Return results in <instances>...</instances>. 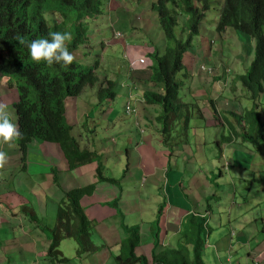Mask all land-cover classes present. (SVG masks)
Masks as SVG:
<instances>
[{
  "label": "trees",
  "instance_id": "obj_1",
  "mask_svg": "<svg viewBox=\"0 0 264 264\" xmlns=\"http://www.w3.org/2000/svg\"><path fill=\"white\" fill-rule=\"evenodd\" d=\"M101 4L102 0H0V76L9 77L10 85L16 88L17 95L13 108L22 133L21 138L13 140V143L7 146L16 145L22 155L27 151L29 144L43 141L61 147L70 170L93 161H101L97 153L82 151L78 140L73 137L74 124L69 122L66 116V101L70 97H78L87 85L92 88L99 85L98 102L95 107V110H98L105 99L115 98L116 93L111 95L109 92L112 89L118 91V83L113 82L110 75H106L105 81L100 80L97 71L99 60H96L95 65L84 69L83 61L76 60L70 66L55 63L49 66L44 61L39 63L33 61L27 47L33 40L50 39L51 32L67 31L73 36L68 44L69 50L77 52L89 39L88 19L102 14ZM209 4L210 0H155L151 5L167 39L173 41L175 45L174 48L168 46L164 55L161 54L160 48L150 45L152 48L148 54L150 65L146 68L148 76H144L146 88L142 89L147 104L159 105L162 108L159 122L162 123V135L166 140L179 123L182 124L185 134L189 132L190 114L193 109H196L198 118L205 123L209 120L194 100L189 99L188 102L180 98V91L185 82L189 89L191 80L204 78L209 79L212 87L219 88L217 82L221 80V73L227 67L222 62L215 63L205 57L211 56L210 41L206 50L200 48L195 53L191 69L183 64V56L191 45L192 36L199 34ZM182 13L187 16L188 38L185 41L177 38L175 30ZM85 24L88 25L87 28L84 27ZM228 27L239 35L244 45H248L251 40L255 41L254 56L247 75L238 77L249 92L250 99L257 102V99L264 95V0H223L216 28L218 32L224 33L226 38L229 34L226 32ZM21 39L25 41L24 44L20 42ZM244 51L250 53L248 47L244 48ZM201 66H209L211 70L202 71ZM183 71L187 81L178 78ZM226 93L225 91H221L219 95H216L215 91L209 93L207 107L210 110V118L212 115L220 114L216 103L220 98L227 99ZM229 115L234 117L236 123L228 124L230 138H224L223 142L230 143L234 139H242L244 145L252 144L264 149L262 145L264 119L260 118L256 107L248 110L245 116L234 112H230ZM255 115H258V118L244 119ZM239 125L243 133L236 130L239 129ZM97 178L101 182L116 186L120 183L114 178H107L102 165L97 169ZM55 182L59 184V179L55 178ZM95 190L96 185L93 184L77 186L63 192L58 205L57 224L51 229L52 238L49 236L51 244L48 257L53 263L70 261L64 258L59 250L65 237L75 239L77 242L78 257L99 251L100 247H97L91 238L94 223L86 215L81 203L84 197L92 196ZM118 203L119 200H114L108 205L122 216ZM206 207V212H209L211 205ZM162 208L163 206L155 225L151 228L152 264H205L202 261L203 247L212 231L209 218L205 215L188 214L181 222L177 248L162 249L159 228ZM21 212L31 222H38V215L32 208L28 210L27 206L22 207ZM248 213L246 210L244 215ZM125 232L127 237L121 242L120 255L114 257L117 264H148L144 256L135 254L140 244L139 228L126 226Z\"/></svg>",
  "mask_w": 264,
  "mask_h": 264
},
{
  "label": "rangeland",
  "instance_id": "obj_2",
  "mask_svg": "<svg viewBox=\"0 0 264 264\" xmlns=\"http://www.w3.org/2000/svg\"><path fill=\"white\" fill-rule=\"evenodd\" d=\"M151 2L152 0H102L101 8L103 12L99 15V19L95 20L92 18L88 21L90 31L86 45L81 46L77 52H74L76 55V61H83V69L87 66L95 65L96 60H99L100 63L97 71L99 74L98 77L101 81L106 80V75H110L111 79H125L128 71L124 68V63L125 61L127 62V57H131L130 55H137L134 54L131 49L126 47L127 45L132 47H134V45L139 46L137 50L142 53L141 56L143 57L141 58L145 59L146 65L150 63L146 61V59H150L148 56V53L152 50L150 45L160 48L162 55H164L168 46H173L174 48V42L166 39L161 25H158L157 22L151 18ZM222 5L223 0H210V7L206 12L205 18L200 27V32L198 35L194 37L192 36L191 48L195 49L199 46V49L202 48L203 50H206L209 46V41L213 40L209 52L211 56L205 57L212 62H222L227 66L230 70L229 85L226 87L222 82H219V88H215L211 86L208 82L209 80L205 83L203 82L205 80H202V82H196L193 79L189 84L190 95L188 94V84L186 82L180 91V98L183 101L189 102V99L192 97V101L194 100L198 107L205 106L206 109L204 113L209 120L205 123L202 119L198 118L196 109H193L190 114L189 132L185 134L182 129V124L179 123L167 140L162 135V123H160V130L158 132L156 127H151L153 131L162 138V141L164 139L163 145H156L159 152H164L163 147L168 146V152L170 154H175V156L172 157V164L174 165L176 159L179 161V170L182 175L181 181L183 182L184 189H181L179 183L174 185L178 186L183 195L184 202L191 206L190 210H192L193 204L190 203L191 194H188L189 191L206 198L207 201L205 200V202L202 203L203 207L211 205V207H209V212H206L208 214L206 217L209 218V226H211L212 231L207 237L206 245L203 247L202 261L205 264H212L213 260L217 257H219L224 264L230 261L231 256L228 252H223L222 245V241H225L228 231H225L220 224L228 220L236 227L238 222L244 221V215L240 213L243 210L249 211L250 216L248 221L245 220V222L248 223L246 232H240L239 236H248L249 239L254 238L255 241L257 238L261 239L264 237V149L257 145H244L242 139H234L231 144H225V142H223L224 138H230L228 124L235 125L236 123L234 117L227 114V112H234L245 116L248 110L256 107L260 118L264 119V95H261L257 99V102L251 100L249 92L244 88L242 84L243 82L241 83L238 77L244 72L245 75H247L246 71L249 69L254 56L255 41L251 40L248 45H244V42L232 28L228 27L226 32L229 34L226 38L224 33H220L216 30L215 24L218 12ZM179 21L180 25L176 27V36L185 41L188 38V31H184V28H186L185 22H187V16L185 14L180 15ZM87 26L88 25L85 24L84 27L87 28ZM117 31L122 33L123 37L121 38L123 39L121 40L123 41L124 49L122 48V42H118L120 37L118 38L115 36ZM247 47L250 50L249 54L247 51H244V48ZM217 49L220 50V52H218ZM145 50L148 53L144 52ZM190 53L191 51L188 50L184 54V59L187 60L188 58L185 66L189 69L192 67L191 58L188 56ZM138 66L139 64L136 65V67ZM184 74L185 71L180 73L178 78L185 80ZM1 81L2 78L0 76V82ZM88 88L89 85H87L84 90H87ZM144 88H146L145 85H143V89ZM0 89L6 91L4 87H1ZM222 90L227 92V99L223 100V98H220L217 101L216 105L220 114L212 115L210 118V110L207 107L209 106V93L215 91L216 95H219ZM13 91L14 94L17 95L16 90L14 89ZM7 95L8 94H5L1 97H6ZM214 95L215 94H212V96ZM72 100L79 103V109L76 112L79 121L77 119V122L75 123L76 130L73 133V136L77 138L80 132H83V117H81V115L90 111L95 100L92 92L84 93L80 98H73ZM124 101L125 90L122 89L113 103V106L118 109L120 116L123 114ZM9 111H12L13 115L16 114L13 107H10ZM108 112L109 111H106L104 114L106 115ZM70 113H75L74 108H70ZM161 115L162 110L157 111V114L153 116L155 117L153 118V122H159ZM247 118H258V115L247 116L244 119ZM129 122L130 118L121 117L120 123L122 127L119 131H111L107 134L100 132L99 136L96 137L102 139L105 136H116L118 140L116 145H131L135 141H138L139 132L136 129H131L130 125L128 128ZM236 130L240 133L244 132L243 129L240 128V125L239 129ZM84 132L85 133H82V135H84L82 137V145H94L91 141L93 135L88 134V130ZM29 146L30 145H28L25 154L22 155L24 159ZM82 148L84 149V146ZM120 148L121 147H119V149L116 148L111 150L110 164L105 173L107 178L112 177L121 181L122 189L127 191L126 196L131 195L136 197V195H139L140 193L138 199H142L144 208L142 219H137V215L134 216V218L127 220L126 223L129 226L137 225L138 227H140L141 224H145L142 232L144 233V241L143 244L141 243V247H145L147 245L145 233H148V226L151 224L150 221H157L158 215L148 216L145 211L147 206L144 201L148 203L151 210H155L157 203L165 205L168 204V200L162 196V193L161 196H155L158 192L157 189L149 190L147 192L145 190L147 186L139 187L140 180L139 185L137 184L135 186L132 179H122V175L127 169L125 168L122 170V173L114 169L120 160L119 158L116 159L114 154L119 152ZM183 149L186 150L184 155L181 153V150L183 151ZM132 158H136V155H132ZM169 159L171 161V157H169ZM103 160L106 161L105 159ZM27 166H31L30 172H27V170L25 173L20 172L16 178L17 183L20 181V178L25 176V174L31 175L34 180H38L39 182L36 183V187H32L30 184L27 185L24 181L22 188L17 189V194H20L21 197L26 198L29 201V206L25 205L28 207V210L32 208L30 206L35 205L36 212L33 208L32 210L37 213L41 220L45 218L46 222L53 226V229L57 224L56 213L58 212V208H55L54 202V197H57L59 193L57 183L52 181L48 186H44L41 182V178L47 180L48 171L42 169L40 164H26V167ZM50 169L53 171L54 177L58 178L54 167H51ZM172 170L176 169L173 167ZM127 173L128 177L132 174L133 177L136 176V178L139 179L142 171L140 173H138V171H128ZM233 201L238 202L239 204H231ZM12 206H14L13 203ZM13 208L16 215L22 214L20 212L22 207ZM182 210L185 212L187 211L185 208H182ZM204 212L205 208L203 210V213ZM228 212H236L239 214L232 213L229 218ZM52 213L56 215L53 216ZM203 213L189 212V214H195L197 216H202ZM147 219L150 220L148 223ZM169 223L173 222L169 221ZM159 228L161 230L160 223ZM41 230H43L42 227ZM52 231L53 230L51 229L46 230V233L51 238ZM161 232L162 230L160 231V238ZM94 236H96L95 233L92 234L93 242ZM216 236L219 237L216 238ZM176 238L177 237L173 234L169 235L167 249L171 250L176 247ZM117 247V245L112 244L110 250L115 253L118 249ZM78 248L79 246L75 239L65 237L61 242L59 250L62 252L63 257L69 259L72 264H116L114 259H106L103 261L100 255L96 257L94 256V253L85 254L82 258H78L76 255ZM238 248L240 249V247ZM28 250L36 251V246L30 247ZM256 254L258 253L256 252ZM103 257H106V255L104 254ZM245 257H247V255L243 254V263H245ZM259 263L264 264V262L261 261ZM56 264L65 263H58L57 261Z\"/></svg>",
  "mask_w": 264,
  "mask_h": 264
},
{
  "label": "crops",
  "instance_id": "obj_3",
  "mask_svg": "<svg viewBox=\"0 0 264 264\" xmlns=\"http://www.w3.org/2000/svg\"><path fill=\"white\" fill-rule=\"evenodd\" d=\"M153 2H155V0H152L150 5H152ZM150 9L152 20H155L159 25L157 14L153 12L152 8ZM118 42H122V48L124 49L123 41L119 40ZM138 47L139 46L135 45L134 47L128 46V48L137 55H130L131 57H127V62L125 61L124 63V68L127 69L128 72L129 63H134L131 73L132 77L136 79V83L133 86V93L136 95L142 93L141 89H143V85H145L144 76H148L146 70H143L142 65L139 64V66L136 67L138 60L143 57L141 56L142 53L137 50ZM151 51L148 53L145 50L144 52L150 54ZM190 58L192 62L194 55H190ZM146 61L150 62L148 59H146ZM187 61L188 58L185 61V64ZM149 65L150 63L147 64V66ZM128 72L126 74H128ZM194 80L196 82H202V80H205L203 82L206 83V81L209 79L200 78L199 80ZM190 82H192V80ZM0 83V88L4 87L6 89V91H2L0 89V100L7 103L10 108L15 101V95L13 91L14 89L7 82V78L3 79ZM5 94L8 95L6 97H1ZM93 94L94 96L96 95L94 92ZM127 94L128 88H125V96ZM136 100L139 101L138 99ZM74 101L75 100L72 99L68 100L67 110L68 120L69 122H72V124L77 122L78 116L76 115V112L79 109V103ZM70 108H74L75 113H70ZM135 108L137 110V117L130 116L128 128L130 125L131 129H136L138 131L134 123L136 120L140 121L144 132L142 135L138 134V141H135L131 145H113L112 141H116V138H111V141L107 143V145H103V141L98 139L97 142H94L95 145H92L89 148L90 151H96L98 156H100L102 159L105 158L106 161H104L103 164V172L107 177L105 172L110 164V152L113 149H119V147H121L120 151L114 154L116 159H120L114 169L121 173L125 168L127 169L125 172L138 171V173H140L142 171L139 179H137L136 176L133 177L132 174L128 177V173H123L122 179H132L135 186L137 184L139 185L140 180L139 187L147 186V188H145L147 192L149 190L157 189L158 192L155 196H161L162 193V196L168 200V204L162 205L157 203L155 210H151V208L148 206V203L144 201L145 205L147 206L145 211L147 212L148 216L156 214L159 215L160 208L163 206L162 215L160 217L163 249L168 248L167 241L170 234H173L175 237H177L175 239V248H177L180 241L181 222L187 217L189 212L192 211L193 213H203L205 208V212L202 214V216L208 215L206 213L207 207L202 206V203L205 202L206 198L189 191L188 194H191L190 203L193 204L192 210H190L191 206L184 202L183 195L180 192L178 186L174 185L179 183L181 189H184L183 182L181 181L182 175L179 170V161L176 159L174 165L172 164V157L175 156V154H170L168 152V146L163 147L164 152H159V150L156 148V145H163V141L162 138L151 128L156 127L157 132L160 130V123L158 121L153 122V118H155L153 116L157 114V111L162 110L161 107L159 105H147L145 102L143 104L142 102H137ZM201 108L203 115H205V106ZM94 112H96V115L98 116L97 110L94 109ZM88 115L93 116V111H89L88 113H83L81 115V117H83V123L86 122ZM121 117L124 116H120L118 109L113 107L109 110V114L101 116V119H103L104 123H111L112 130L115 132L119 131L122 127L120 123ZM7 151L8 152L6 153L8 155V163L3 169H0V264H51L46 259V250L51 243L50 237L46 233V230L52 229L53 226L50 225V223L48 224L45 218H43L41 221V219L38 217V223H33L23 214L16 215L14 213L15 211L13 207L21 208L29 204V201L26 198H23L20 194H17V189L22 188L24 181L27 185L30 184L32 187H36V183L39 182L38 180H34L31 175L25 174V176L20 178V181L17 183L16 178L20 172L25 173L26 170L27 172H30L31 170V166H27L25 167V170H22L26 164H40L42 169L48 171L47 180L41 178V182L44 186H48L54 180V174L50 168L54 167V169L58 172L56 174L59 179V184H57L59 193L57 197H54L55 208H58L60 203L59 200L62 198L63 192L65 190L68 191L70 188L77 186L84 187L95 184V193H93L92 196L84 197L81 202L82 206L85 208L88 218L94 223V230L92 232V234H96V236L93 238L94 244L97 247H101L99 252L94 253V256L97 257L100 255L103 261H105L106 259L111 260L114 259L115 256L120 255L121 242L127 237L125 227H132L127 225L126 221L134 218V216L137 215V219H142L144 208L142 199H138L140 193L139 195H136V197L131 195L126 196L127 191L122 189L120 180H118L120 182L118 186L108 182L99 181L96 176V169L98 166L96 162L80 166L75 170L70 171L69 164L58 145L34 142L29 146L28 152L25 156V159L23 160H21L19 157L14 145L10 148H7ZM185 151V149H183V151L181 150L182 155H184ZM132 155H136V158L133 159ZM169 157H171V161ZM173 167L176 170H172ZM114 200H119L118 208L122 216L117 214L115 208L108 205ZM12 203L14 206H12ZM231 204L239 203L233 201ZM30 207H32L34 211L36 210L35 205ZM182 208H185L187 211H183ZM232 213L239 214L236 212H228L229 218L231 217ZM240 213L244 215L246 210H243ZM56 214L52 213L53 216ZM249 216V213L244 215V221L238 222L236 227L228 220L220 224V226L223 227L225 231H228L225 241H222V245L223 252H228V254L231 256L230 261L232 264H260V261L264 262V237L261 239L257 238L255 241L254 238L249 239L248 236H239L240 232H246L248 223H246L245 220L248 221ZM149 221L150 220L147 219V223ZM169 221L173 223H169ZM150 222L151 224L148 226V233H145L147 240V245L145 247H141L144 241V233L142 232L144 230L145 224H141L140 227L133 225L137 226L140 232V244L136 248L135 254L137 256H144V258L148 260V264H152L151 253L153 248V238L151 234V228L153 225H155L156 221ZM41 227L43 230H41ZM218 237L219 236H216V238ZM112 244L118 246V249L115 253L110 250V246ZM32 246H36V251L28 250ZM238 247H240V249ZM256 252L258 254H256ZM104 254L106 257H103ZM243 254L247 255V257H245V263L242 262ZM230 261L226 262L225 264H230ZM65 264H72V262L69 261V263ZM212 264L224 263H222L221 259L217 257L213 260Z\"/></svg>",
  "mask_w": 264,
  "mask_h": 264
},
{
  "label": "clouds",
  "instance_id": "obj_4",
  "mask_svg": "<svg viewBox=\"0 0 264 264\" xmlns=\"http://www.w3.org/2000/svg\"><path fill=\"white\" fill-rule=\"evenodd\" d=\"M209 6H210V4H209ZM150 8H152L151 5H150ZM219 13H220V11L218 12V16H219ZM99 15L98 16L94 15V16L90 17V19L94 18L95 20H98L99 19ZM217 20H218V17H217ZM88 21H89V19H88ZM185 23H186V28H184V31H187V22H185ZM216 23H217V21H216ZM179 25H180V21H179ZM215 27H216V24H215ZM175 30H176V28H175ZM216 30H217V28H216ZM164 34H165V32H164ZM49 36H50V39L39 38V39L33 40L32 42L27 44L31 59L33 61L37 62V63H39L40 61H44L49 66L53 65L54 63L55 64H63L64 66L72 65V63L76 60L75 53L70 51L69 47H68L69 42L72 41V39H73L72 34L70 32H67V31H65V32L55 31V32L49 33ZM115 36L118 37V38L119 37H123L122 33L120 31H117ZM165 37H166V35H165ZM121 39H123V38H120L119 40H121ZM166 39H167V37H166ZM20 42L22 44L25 43V41L23 39H21ZM210 42L213 43V40H210ZM191 46H192V42H191L190 47L188 48V50L191 51V53L188 56H190L191 54L195 55V53L199 50V46L197 48H195V49L191 48ZM126 47H128V45ZM141 59H143L144 62L141 63V64L140 63H138V64L142 65L143 70H146V68L148 66L145 64V59L144 58H141ZM185 61L186 60L184 59V56H183V64H184V66H185ZM133 64L134 63H129V72L126 75L125 79H121V78L112 79L113 82H117L118 83V91L115 90V89H112L109 92L111 95L115 92L116 93L115 98L113 100H111L112 99L111 98V99H105L103 101L102 106L97 110L98 116L96 115V112H94V109H95L96 104L98 102L97 94H98V89L100 88L99 85H97L95 88H92V87L89 86V88L87 90H83V92L78 97H73V98H80L81 95H84V93H87V92L96 93V95H95L96 98L94 96V100L95 101H94L93 107H91V109H90V112L93 111L94 115L93 116L88 115L87 119H86V122L82 123L83 132H80V134H79V136L77 138L73 136L75 139L78 140V141L77 140L76 141L78 142L79 147H80V149L82 151H88V152H95L96 153V151H90L89 147L92 146V145H82V141H83L82 137L84 136V135H82V133H85L84 131L88 130V134H92L93 135V138H91V141L93 142V144H94V142H97V140H98L97 137L99 136L100 132L103 133V134H107V133H110L111 131H113L111 123H109V122L104 123L103 119H101V116H104L105 115L104 112L109 111L110 109H112L114 107L113 103L117 99V97L119 95V92L122 89L125 90V88H128V94L125 96V101H124V106H123V114H122V116H124L125 118H130V116L137 117V110L135 108L136 103L137 102H142V104L144 102L146 103V100L144 99V96H143V92L141 94H139V95H136V94L133 93V86L135 85L134 83H135V80H136V79H134L132 77V73H131ZM200 69L202 71H205V70L210 71L211 70V68L209 66H201ZM248 70L246 71V73L248 72ZM242 75H245V72L242 73L240 76H242ZM229 77H230V70L226 67L222 71L221 80H219L217 83L222 82L224 86L228 87V85H229ZM5 78H7V82L10 85L9 77H2V80L5 79ZM10 86L13 89L16 90L14 85H10ZM103 88L107 89L106 87H103ZM141 91H142V89H141ZM188 94L190 95L189 89H188ZM73 98L70 97L69 99H73ZM69 99H67V101H66V116H67L68 100ZM136 99H138L139 101H137ZM191 99H192V97H191ZM128 104L134 110L133 113H128L127 112L126 107H127ZM147 105H150V104H147ZM12 107H13V105H12ZM199 108L202 110L201 107H199ZM108 114H109V112H108ZM108 114H106V115H108ZM134 124H135V127L138 129L139 135H142L144 130L141 127L140 121L136 120ZM84 125H85V127H84ZM75 130H76V125L74 124V130L72 132V135H73ZM21 137H22V133L20 132L19 126L17 124L16 114L13 115L12 111H9V105L7 103H5L3 101H0V143H1V145H0L1 146V150H0V169H3L5 167V165L8 163V155H7L6 152L3 151V149L5 151H7V148H10L11 146H13V145H8L7 146V144H11V143H13L12 142L13 140L19 139ZM111 138H116V136H110V137H108V136L106 137L105 136L101 140L103 141V143L105 145H107V143H109L111 141ZM112 142H113V145H116L117 138H116V141H112ZM5 143H7V144H5ZM36 143H47V142H43L42 141V142H36ZM231 143L232 142L225 143V144H231ZM4 144H5L6 147L4 146ZM31 144H29V145H31ZM48 144H51V143H48ZM54 145H56V144H54ZM83 146H84V149L82 148ZM14 147L16 148V151H17L19 157L21 158V160H23L24 157L22 156L20 150H18L16 145H14ZM60 149H61V147H60ZM103 159H105V158H103ZM93 162H96L98 164L97 169H98L99 165H102V167H103L104 160L101 163L98 162V161H93ZM93 162H91V163H93ZM85 165H87V164H85ZM80 166H83V165H80ZM24 167H26V166L24 165ZM24 167H23L22 170H25ZM226 167H227V164H226ZM76 168H78V167H76ZM75 169H73V170H75ZM97 169H96V176H97ZM73 170H70V171H73ZM55 173H58V172L55 170ZM125 173H127V172H125ZM55 178L56 177H54L53 182H55ZM24 207H26V206H24ZM33 223H38V222H33ZM49 246H48V248L46 250V259L51 264H56V263H53L48 257ZM230 264H232L231 261H230Z\"/></svg>",
  "mask_w": 264,
  "mask_h": 264
},
{
  "label": "built area",
  "instance_id": "obj_5",
  "mask_svg": "<svg viewBox=\"0 0 264 264\" xmlns=\"http://www.w3.org/2000/svg\"><path fill=\"white\" fill-rule=\"evenodd\" d=\"M143 62H144L143 59L138 60V63H140V64L143 63ZM126 110H127L128 113H133L134 112V110L131 108V106L129 104L126 107Z\"/></svg>",
  "mask_w": 264,
  "mask_h": 264
},
{
  "label": "bare ground",
  "instance_id": "obj_6",
  "mask_svg": "<svg viewBox=\"0 0 264 264\" xmlns=\"http://www.w3.org/2000/svg\"><path fill=\"white\" fill-rule=\"evenodd\" d=\"M109 32V31H108ZM121 38V37H120ZM219 112V111H218ZM229 114H230V112H229ZM222 115V114H221ZM147 122V121H146ZM159 124V123H158ZM161 125V124H160Z\"/></svg>",
  "mask_w": 264,
  "mask_h": 264
}]
</instances>
